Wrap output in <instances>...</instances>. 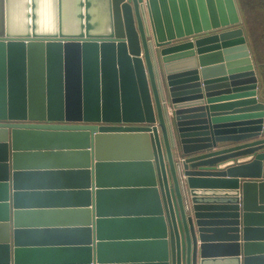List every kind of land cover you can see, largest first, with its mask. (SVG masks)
<instances>
[{"label": "water", "instance_id": "1", "mask_svg": "<svg viewBox=\"0 0 264 264\" xmlns=\"http://www.w3.org/2000/svg\"><path fill=\"white\" fill-rule=\"evenodd\" d=\"M0 26V264H264L238 0H4Z\"/></svg>", "mask_w": 264, "mask_h": 264}, {"label": "rangeland", "instance_id": "2", "mask_svg": "<svg viewBox=\"0 0 264 264\" xmlns=\"http://www.w3.org/2000/svg\"><path fill=\"white\" fill-rule=\"evenodd\" d=\"M260 0H238L243 26L249 39L253 59L259 74V93L264 100V7ZM4 19V0H0V20Z\"/></svg>", "mask_w": 264, "mask_h": 264}, {"label": "crops", "instance_id": "3", "mask_svg": "<svg viewBox=\"0 0 264 264\" xmlns=\"http://www.w3.org/2000/svg\"><path fill=\"white\" fill-rule=\"evenodd\" d=\"M3 22H4V19H3L2 21L0 20V25H2V27H3ZM1 30H2V29H1V26H0V32H1ZM240 158H246V157H240ZM240 158H239V159H240ZM227 162H231V161L229 160V161H227Z\"/></svg>", "mask_w": 264, "mask_h": 264}, {"label": "trees", "instance_id": "4", "mask_svg": "<svg viewBox=\"0 0 264 264\" xmlns=\"http://www.w3.org/2000/svg\"><path fill=\"white\" fill-rule=\"evenodd\" d=\"M259 3V5H261V6H263L264 7V0H260V1H258Z\"/></svg>", "mask_w": 264, "mask_h": 264}, {"label": "built area", "instance_id": "5", "mask_svg": "<svg viewBox=\"0 0 264 264\" xmlns=\"http://www.w3.org/2000/svg\"><path fill=\"white\" fill-rule=\"evenodd\" d=\"M232 161V160H231Z\"/></svg>", "mask_w": 264, "mask_h": 264}]
</instances>
